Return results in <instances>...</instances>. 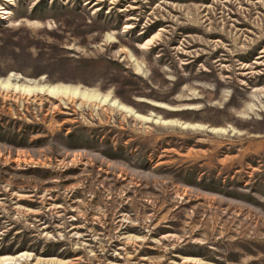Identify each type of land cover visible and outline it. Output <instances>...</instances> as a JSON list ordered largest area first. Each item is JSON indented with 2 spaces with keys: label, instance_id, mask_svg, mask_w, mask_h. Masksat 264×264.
<instances>
[{
  "label": "rangeland",
  "instance_id": "obj_1",
  "mask_svg": "<svg viewBox=\"0 0 264 264\" xmlns=\"http://www.w3.org/2000/svg\"><path fill=\"white\" fill-rule=\"evenodd\" d=\"M0 264H264V0H0Z\"/></svg>",
  "mask_w": 264,
  "mask_h": 264
}]
</instances>
